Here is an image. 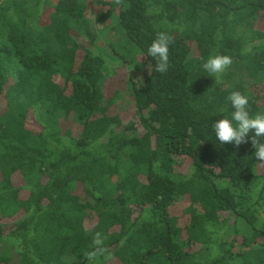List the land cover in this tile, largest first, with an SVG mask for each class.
Listing matches in <instances>:
<instances>
[{"label":"trees","instance_id":"obj_1","mask_svg":"<svg viewBox=\"0 0 264 264\" xmlns=\"http://www.w3.org/2000/svg\"><path fill=\"white\" fill-rule=\"evenodd\" d=\"M261 24L264 0H0V264H264V162L213 130L234 91L264 114Z\"/></svg>","mask_w":264,"mask_h":264},{"label":"clouds","instance_id":"obj_2","mask_svg":"<svg viewBox=\"0 0 264 264\" xmlns=\"http://www.w3.org/2000/svg\"><path fill=\"white\" fill-rule=\"evenodd\" d=\"M169 44V37L164 33H160L147 50V55L156 60V71L162 74L169 67ZM231 63L230 57L216 55L209 57L202 67L204 71L216 76L218 79ZM227 99L234 111L231 113L230 120L223 118L214 122L213 130L217 141L221 144L239 146L246 143L248 138L251 137L252 144L256 149L255 157L257 160L264 162V143L258 142V140L264 139V114L250 115L248 110L249 98L239 91L232 92ZM94 243L97 246L102 243L99 234ZM103 251L104 249L97 247L96 251L89 254V258L102 254Z\"/></svg>","mask_w":264,"mask_h":264},{"label":"rangeland","instance_id":"obj_3","mask_svg":"<svg viewBox=\"0 0 264 264\" xmlns=\"http://www.w3.org/2000/svg\"><path fill=\"white\" fill-rule=\"evenodd\" d=\"M103 12L102 7H95L94 11L91 13L94 17L99 15V13ZM94 17H92L94 19ZM110 19L106 20L109 22ZM108 22L106 25L108 26ZM261 29H264V25H259ZM104 31V35L101 39V43L104 47L108 46L110 43H118V37L117 35L108 29L102 30ZM129 70L127 71H121L120 73H115L111 77H108L107 80V94L109 97L114 96L116 92H120L121 95L117 99L116 103L111 107V113L115 115H119L123 120L129 121L132 120L134 117V111L132 108L131 102L129 103V94L130 92L128 91V86H129V77H130ZM0 106L2 109L5 107V102L4 100L0 101ZM27 196V195H25ZM186 202H180L173 210L174 214L180 215L182 213V210L185 207ZM234 222V221H233ZM241 229H245V226L241 227ZM3 249H7L6 245H3ZM0 249V250H3ZM4 252V250L2 251ZM1 253V252H0ZM111 264H116L114 262H111Z\"/></svg>","mask_w":264,"mask_h":264}]
</instances>
